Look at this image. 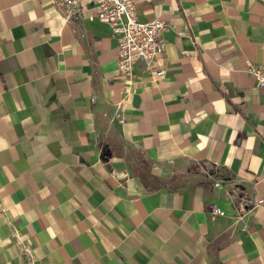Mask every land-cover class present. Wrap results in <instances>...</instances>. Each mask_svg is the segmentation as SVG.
<instances>
[{
    "label": "crops",
    "instance_id": "obj_1",
    "mask_svg": "<svg viewBox=\"0 0 264 264\" xmlns=\"http://www.w3.org/2000/svg\"><path fill=\"white\" fill-rule=\"evenodd\" d=\"M134 1L165 71L128 83L93 0H0V264H264V0Z\"/></svg>",
    "mask_w": 264,
    "mask_h": 264
},
{
    "label": "built area",
    "instance_id": "obj_2",
    "mask_svg": "<svg viewBox=\"0 0 264 264\" xmlns=\"http://www.w3.org/2000/svg\"><path fill=\"white\" fill-rule=\"evenodd\" d=\"M97 6L96 14L100 20L110 25L111 36L117 42V68L124 80L135 83L138 74L134 71L137 67L152 79L164 74L165 68L161 64V56L165 50L166 42L162 31L167 23L160 18L140 21L137 17L134 0H93ZM63 14L66 20L78 17L81 13L83 0H50ZM246 70L254 77L256 84L264 89V64L250 62ZM264 116V115H263ZM264 134V132H263ZM219 180L214 181L215 186H220ZM234 204L235 217L241 219L249 210L259 206L262 198L245 195L239 187L234 186L229 193ZM212 214L220 210L212 205Z\"/></svg>",
    "mask_w": 264,
    "mask_h": 264
}]
</instances>
